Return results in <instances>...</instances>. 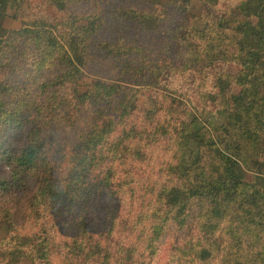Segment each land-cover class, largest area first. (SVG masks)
Masks as SVG:
<instances>
[{
	"label": "rangeland",
	"instance_id": "1",
	"mask_svg": "<svg viewBox=\"0 0 264 264\" xmlns=\"http://www.w3.org/2000/svg\"><path fill=\"white\" fill-rule=\"evenodd\" d=\"M246 23L263 0H0V264H264L239 199L171 204L195 132L240 135L264 189V124L231 101Z\"/></svg>",
	"mask_w": 264,
	"mask_h": 264
},
{
	"label": "trees",
	"instance_id": "2",
	"mask_svg": "<svg viewBox=\"0 0 264 264\" xmlns=\"http://www.w3.org/2000/svg\"><path fill=\"white\" fill-rule=\"evenodd\" d=\"M49 24H46L45 28L56 29L55 25ZM0 32L3 34L0 35V38L6 34V31L1 27ZM244 40L249 45L242 41V49L246 48L240 58V62L244 66L241 80L247 81L251 87H245L238 96L231 97L234 118L241 120V127L247 124L254 128H260V125L264 124V23L260 28L246 23ZM69 49L73 51L70 42L66 40L65 52L67 54L71 53L68 51ZM65 58L69 67H75L69 57ZM74 60L76 59L74 58ZM255 88L256 91L250 93ZM190 138L193 139L196 146L194 145L195 147L189 151L193 159L185 161L184 165H188L184 171L191 187L175 188L174 197L171 199L172 206L181 211L187 206L190 198L208 196L214 203V215L219 217L226 212L229 204L239 199L242 206H248L244 214L251 217L250 222L255 223V218H258L259 223L263 224L264 189L259 187L247 189V186L238 181V172L243 169L241 165L243 164L242 166L246 168L241 136H237L239 142L229 136L218 140L219 143L217 141L215 143L207 135L203 136L198 132L191 133ZM202 147L208 148L205 154L202 152ZM220 150H227L230 157L222 158ZM196 172L201 178L199 183L195 179Z\"/></svg>",
	"mask_w": 264,
	"mask_h": 264
}]
</instances>
